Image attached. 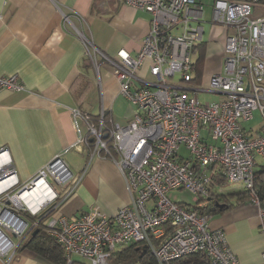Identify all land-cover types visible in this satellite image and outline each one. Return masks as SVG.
<instances>
[{
	"label": "built area",
	"instance_id": "built-area-1",
	"mask_svg": "<svg viewBox=\"0 0 264 264\" xmlns=\"http://www.w3.org/2000/svg\"><path fill=\"white\" fill-rule=\"evenodd\" d=\"M125 2L151 14L150 29L136 55L126 48L109 54L80 35L99 78L102 62L112 66L119 92L135 106L132 117L120 124L104 106L95 116L79 106L69 109L77 130L80 121L87 125L78 141L87 146L89 161L95 156L112 159L128 183L130 202L112 214L95 205L74 217L53 215L47 230L63 248L66 264H72L74 254L90 264H108L112 251L132 243L148 248L156 264H173L200 251L209 264H239L224 230L209 226L210 213L204 207L219 176L241 182L249 200L261 203L254 174L256 156L264 158V0H211L210 18L207 0ZM205 21L221 28L217 34L224 61L207 85L199 87L204 77L196 78L195 61ZM145 65L146 72L139 73ZM23 88L17 74H0V91ZM201 91L219 97L202 101ZM256 110L260 125L248 127ZM0 160V257L7 264L42 214L65 200L81 176L61 153L24 183L8 150L0 152ZM39 182L47 184L49 193L33 210L23 194ZM180 188L195 193L193 204L168 197L170 190ZM260 210L264 214V208ZM26 212L39 217L30 223Z\"/></svg>",
	"mask_w": 264,
	"mask_h": 264
},
{
	"label": "crops",
	"instance_id": "crops-1",
	"mask_svg": "<svg viewBox=\"0 0 264 264\" xmlns=\"http://www.w3.org/2000/svg\"><path fill=\"white\" fill-rule=\"evenodd\" d=\"M150 19L148 11L125 0H0V74H17L24 85L20 90L0 91V152L8 150L21 183L58 153L81 176L65 200L42 214L45 222L53 215L77 216L95 205L112 214L130 202L128 183L117 164L105 156L89 161L87 146L78 141L87 125L80 121L77 130L69 107L81 105L95 116L104 106L115 122L130 120L135 106L119 92L110 64H100L98 77L80 33L109 54L126 48L136 55L150 29ZM212 29L221 32L220 27ZM203 43V69L208 59L212 74L220 70L222 47L214 53L211 42L204 38ZM145 72L146 65L139 73ZM85 79L91 85L82 89L80 83ZM260 202L237 201V196H231V207L210 213L209 226L224 230L239 264L262 261L264 214L260 209L264 201ZM0 264L6 260L0 257ZM7 264L56 263L23 242Z\"/></svg>",
	"mask_w": 264,
	"mask_h": 264
},
{
	"label": "trees",
	"instance_id": "trees-1",
	"mask_svg": "<svg viewBox=\"0 0 264 264\" xmlns=\"http://www.w3.org/2000/svg\"><path fill=\"white\" fill-rule=\"evenodd\" d=\"M203 42L197 47L199 51L197 53V59L195 61L196 78H201L203 72L205 57V47ZM90 64L92 63L90 62ZM80 85H82V89H87L91 85V82L90 80L85 79L80 83ZM79 106L84 111L88 112L81 105ZM254 175V191L259 196L260 200L264 201V164L256 165ZM215 180L216 181L212 187V195L209 198L208 204H206L204 207L205 210L209 213H212L214 211H222L228 207H231V196H237V201L249 199V191L245 188L229 193H224L221 190L217 191L214 186L217 183L222 184L227 180H225L223 176H219ZM219 205H221V207H219ZM25 215L29 220H31V222L35 221L39 217V215L37 214L33 215L28 212H26ZM46 225L47 224L43 216H41L38 226L34 228L38 229V231L34 235H32V232L29 233L28 237H25L22 240L21 244H23L24 242V245L26 247L34 250L36 253L55 262L56 264H66V256L64 254L63 248L48 232ZM72 264L90 263L81 259H73ZM108 264H156V259L148 248L139 243H132L125 246H120L112 251L108 260ZM173 264H209V260L207 258V255L204 252L200 251L179 258L175 262H173Z\"/></svg>",
	"mask_w": 264,
	"mask_h": 264
},
{
	"label": "rangeland",
	"instance_id": "rangeland-1",
	"mask_svg": "<svg viewBox=\"0 0 264 264\" xmlns=\"http://www.w3.org/2000/svg\"><path fill=\"white\" fill-rule=\"evenodd\" d=\"M211 0H207V4H206V15L208 18H210V15H211V11H212V8H211ZM204 26H205V32H204V38L205 40H208L209 42H211V50L212 52L216 53L215 51H219L220 52V48L222 47L221 45V35L217 34L216 31H214L212 29V24L211 22L209 21H205L204 22ZM194 58V56H193ZM197 58V56H196ZM221 58V62L218 63L219 67H220V70L223 66V61H224V57H223V53L222 55L220 56ZM208 59H206V62H205V66H204V69H203V76H204V80L202 83H200L199 87H204L207 85V82L211 76V71H210V68L208 66ZM176 78L179 77V73L176 74L175 76ZM199 97L202 101H210V100H214V99H217L219 97L218 94L216 93H213V92H204V91H201L199 93ZM261 122V116H260V113L258 110L255 111V118L253 120H251V122L249 123H246V125L248 127L250 126H253V125H256L258 123ZM181 151L184 153V154H187L188 153V150L185 148V147H182L181 148ZM256 160H257V163L258 164H264V158L261 156V155H257L256 156ZM241 188H243V184L241 182H229V181H226V182H223L222 184L220 183H217V185L215 186V189L217 191H222L224 193H229V192H233V191H238V190H241ZM168 197L170 199H172L173 201H176V202H187V203H191L193 204L194 203V196H195V193H193L192 191L186 189V188H180V189H172L170 190L168 193H167ZM73 259H81L83 261H85L86 258H83V256H80V255H76L74 254L73 255ZM110 262V261H109Z\"/></svg>",
	"mask_w": 264,
	"mask_h": 264
},
{
	"label": "bare ground",
	"instance_id": "bare-ground-1",
	"mask_svg": "<svg viewBox=\"0 0 264 264\" xmlns=\"http://www.w3.org/2000/svg\"><path fill=\"white\" fill-rule=\"evenodd\" d=\"M47 184L43 182H39L38 185L32 191L25 192L23 197L29 203V205L33 208V210H37L41 203L44 201L45 194L49 193L47 190Z\"/></svg>",
	"mask_w": 264,
	"mask_h": 264
},
{
	"label": "water",
	"instance_id": "water-1",
	"mask_svg": "<svg viewBox=\"0 0 264 264\" xmlns=\"http://www.w3.org/2000/svg\"><path fill=\"white\" fill-rule=\"evenodd\" d=\"M219 207H221V205H219ZM37 231L38 229H34V231H32V235H34Z\"/></svg>",
	"mask_w": 264,
	"mask_h": 264
}]
</instances>
